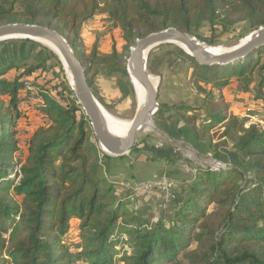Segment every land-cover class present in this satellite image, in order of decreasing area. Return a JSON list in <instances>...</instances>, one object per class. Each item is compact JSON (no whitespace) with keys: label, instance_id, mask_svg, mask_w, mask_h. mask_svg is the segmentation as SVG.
<instances>
[{"label":"trees","instance_id":"1","mask_svg":"<svg viewBox=\"0 0 264 264\" xmlns=\"http://www.w3.org/2000/svg\"><path fill=\"white\" fill-rule=\"evenodd\" d=\"M100 12L107 29L87 50L84 29ZM14 22L58 30L102 102L91 71L97 66L106 77L117 74L123 98L133 97L126 52L139 38L169 27L192 34L203 22L225 29L248 22L256 30L264 27V0H0V25ZM114 29L125 41L122 49L113 41L110 51L102 50L100 39ZM166 46L189 63L188 81L202 97L199 105L179 102L166 106L168 111L186 118L194 143L215 147V153L224 142L214 145L209 128L222 125V138L231 140L240 164L198 168L169 224L162 215L150 225H136L140 206L116 197L103 163L112 157L99 148L88 116L75 101L63 104L65 76L53 89L33 77L55 54L30 66L27 57L3 60L1 54L0 264H105L113 261L117 243L132 249L119 258L127 264H162L183 250L188 264H264V123L255 120H264V102L252 103L244 116L234 115L224 94L236 81L245 92L257 90L255 102L264 99V45L236 62L209 66L164 44L149 53L147 66L154 74L162 75L159 61L171 54ZM40 97L44 102L38 107L49 123L27 136L26 155L16 158L21 132L16 125L25 115L21 104ZM72 228L76 244L67 242Z\"/></svg>","mask_w":264,"mask_h":264},{"label":"rangeland","instance_id":"2","mask_svg":"<svg viewBox=\"0 0 264 264\" xmlns=\"http://www.w3.org/2000/svg\"><path fill=\"white\" fill-rule=\"evenodd\" d=\"M104 15V12H100V14L92 18L90 23H88V25L84 29V41L86 42V44H88L87 47H89L87 50H90L92 43L95 41L98 35H102L107 29L106 24L102 20V17H104ZM258 29L256 28V30ZM253 31H255V29L250 30V23L248 22L237 24L227 29L223 28L218 24L213 26L203 22L200 27H194V31H192V34L190 35L208 46H220L223 48V50H226L240 43L244 38H246V36L250 35ZM110 33L107 32V34H104L103 37L100 39L101 49L104 51H110L113 41H117L116 44L118 48L122 49V44L124 45L125 41L122 39V36H120V32L117 31V29H114V31L110 30ZM28 40L21 38L4 40L6 42L3 44V46H0V55L2 54L1 57L3 58V60L27 57V61L29 64L27 66L36 64L40 65L42 64L40 60L43 57H50V53L55 54L56 58L50 57L48 61L42 66L43 71H37L35 75H33V77H42L43 83L48 85L49 88L53 89L55 88L56 83L58 84L59 81H62V76H65L67 83L65 84L64 82V85H62L63 89L61 88V91L63 92L66 98L64 102L62 101L63 104H69L72 100L75 101L76 104L80 105L78 103L76 94L72 89L69 77L67 75L63 63L62 65H60L61 60L58 55L54 51H52L48 46L35 40H33L34 42H30ZM175 46L180 47L177 44H175ZM154 50H156V48L152 51ZM164 50L171 51V54L166 57L163 56L162 60L159 61L158 68L162 72V75L154 74L150 71L153 75L159 77L160 79L158 101L159 108L161 107V105L165 106V108L162 107L164 111H162L161 114H158V111L156 112L153 119L154 127L149 130L140 132L135 145V150L129 152L124 158L116 156L112 157L111 159H103V163L106 164L104 170L107 174V178L111 177H109V175H133L136 178L140 179L138 181L139 183H143L140 184L143 189L148 184H154L151 189H144L147 192L155 191L156 187L159 185L161 186L162 184L164 185L163 190L167 191V189L165 188L169 187L168 185L170 184L167 183V177L169 176L165 174V170L169 171L168 174H180L181 177L187 178L188 175L186 171H189L188 173H191L195 170L193 173L195 175L197 169L200 167H228L237 166L240 164L238 160V154L233 148V143L231 142V140L222 138L221 134L224 130V127H222V125H216L212 128H209V134L213 137L214 145L219 142H224L219 143V146L216 147L218 148V150L215 153V147L211 149L205 143H202V145L198 143L194 144L193 142L195 141L193 140L189 131V127L187 126L186 118H183L180 113H176L175 111H168V106L179 102L184 104L199 105L202 103V100H200L202 99V97H200L198 93L194 91L192 85L188 81V78L192 71V69H190L189 63H187L186 61L180 62L176 59V52H172L174 50V47L166 46L164 47ZM130 51L126 52V54H129V56ZM128 57H126V66ZM96 67L97 66H95L94 69L91 71V77L93 79L94 89L97 91L98 96L101 98L102 102H100L103 107L115 117L122 119L133 118L137 109V99L135 94L133 97L123 98L122 93L120 91L118 92V87L116 86V77H118V75L115 74L111 77H105L99 69H96ZM62 68L64 70H62ZM256 76L257 75L255 74V77ZM227 92L229 94V98L232 99L233 97L234 101L236 99L241 100L237 102H239V104H244L241 105L243 106L242 108H244L245 105V108H247L250 103L255 102L254 96L256 95L257 90L254 92H243L240 86H236L233 87L231 90H228ZM32 100V102L35 103H33V105H29L31 107L26 109V113L23 119L20 121L21 124L19 123L16 125V129L19 128L22 133V136H26V138L34 130L46 124L48 125L49 123L46 114L42 112L40 107H38V104H43V98H32ZM262 100L264 101V99ZM231 108L232 110L233 108L242 110L240 107H236L234 103L233 107ZM250 108H252V106H249L248 109ZM82 110L85 113L83 108ZM173 115H176L179 120L172 118ZM176 116L174 117L177 118ZM18 120L16 119V122ZM168 138H171V141L168 140ZM23 140H25V138ZM164 148L169 151V153L166 152L167 154H170L172 156H174L175 154L176 161H179L183 164L177 162L174 163L175 161L168 162V160L163 157L164 155H166V153L164 152ZM101 151L105 154H108L102 149ZM18 154V151H16L15 156H17ZM21 158H24L23 154H21ZM165 167H167V169ZM194 175H191V179L189 178L190 180H188L189 186L192 182V178L194 177ZM12 176H14V174ZM155 177L159 178L160 180L154 179ZM164 180L165 182H163ZM186 194L187 192L185 193L184 197H186ZM169 197L170 195L168 196L167 193H164V196H161V199L165 200L166 207H164V204L157 205L153 202L150 204L149 201L148 203H141L140 206L142 212L138 211L140 212L139 216H142L141 221L140 223L138 222L135 224L139 225L144 224V222H147V225H150V223L154 222V220L158 219L162 215L167 216L166 221L167 224H169L175 212V207L170 206L171 197ZM184 197H182L181 199H183ZM128 201L129 203H131L132 206L138 204V201L133 198V196H130V198L127 199V203ZM152 204L154 205L152 206ZM76 224L77 223H75V221L73 220L74 228L76 227ZM75 234L76 231L72 228L68 235L69 240L67 242L69 244H76V239L74 237ZM194 245L195 244H192V246ZM114 249H116L117 252H115L114 254L113 261L106 262L105 264H127L126 261H122L119 258H121L122 254L126 250L128 251L125 255H129L131 253L132 249L130 245L125 244L123 246V243H117L115 244ZM187 251L188 250L181 251L175 259L169 262L163 261L162 264H188L187 259L185 257ZM72 264L90 263L78 260Z\"/></svg>","mask_w":264,"mask_h":264},{"label":"water","instance_id":"3","mask_svg":"<svg viewBox=\"0 0 264 264\" xmlns=\"http://www.w3.org/2000/svg\"><path fill=\"white\" fill-rule=\"evenodd\" d=\"M19 38L35 40L42 44H44L43 41H50L59 48L72 75L74 82V85H71L72 89L76 94L78 103L90 120L100 148L109 155L124 156L134 149L142 128L147 124L149 117L155 115L159 109L160 79L155 84L153 82L154 75L147 66L149 53L153 49L167 43L179 46L183 44L185 48L180 47L193 56L201 65L228 64L245 58L254 49L264 45V27L253 31L246 41L219 53H212L208 45L174 27L139 38L136 44L131 47L127 61V71L134 86L137 101L139 102V99L133 78L141 84L146 94L142 103H138L131 126L123 136L113 133L107 126L103 112L104 107L91 89L84 66L77 58L67 39L58 30L41 24L23 22L0 25V41Z\"/></svg>","mask_w":264,"mask_h":264},{"label":"crops","instance_id":"4","mask_svg":"<svg viewBox=\"0 0 264 264\" xmlns=\"http://www.w3.org/2000/svg\"><path fill=\"white\" fill-rule=\"evenodd\" d=\"M85 37V36H84ZM86 44V42H85ZM86 46H88V44H86ZM106 77V76H105ZM117 84V83H116ZM117 86V85H116ZM236 86H239L238 83L236 81L233 82V84H231L229 87H227L225 90H224V94H225V97H226V100L227 102L229 103V111H230V114H234V115H240V116H244L246 114V110L249 108V106H252L253 104L250 103V105H248L247 108H242L243 106L241 105H244V104H239V102L237 101H241V100H238L236 99L235 101L233 100V97L232 99L229 98V94H228V90H231L233 87H236ZM118 87V86H117ZM119 88H118V92H119ZM243 91V90H242ZM244 92V91H243ZM252 98V97H251ZM200 99V98H199ZM34 100V99H33ZM32 98H30L29 100H26L24 101L21 105L22 109H23V112L26 113V109L30 108L31 106L29 105H33V103L35 102H32L33 101ZM202 100V99H200ZM257 102H253L254 105L257 104L258 107H261L262 103L264 101L258 99L256 100ZM233 103L234 105H236V107H240L242 110L240 109H234L232 110L231 107H233ZM39 105V104H38ZM174 116L176 115H173L172 118L176 119V120H179V118H175ZM19 127V126H18ZM38 128V127H37ZM35 131V130H34ZM33 131V132H34ZM32 133V132H31ZM30 135V134H29ZM18 137H19V150H18V155L16 156V158L18 157H21V154H23V156L26 155V152H27V147H26V136H22L21 132L19 133L18 132ZM22 138V140H21ZM25 138V140H23ZM168 140L171 141V138H168ZM169 141V142H170ZM175 141V140H174ZM194 143V142H193ZM196 143H199V142H196ZM195 144V143H194ZM193 144V145H194ZM164 152H168L169 151L164 148ZM142 151V150H141ZM111 157H116V156H111ZM163 157H165L166 160L169 161H175L174 163H181L179 161H176V156L174 154V156L170 155V154H167L164 155ZM175 159V160H174ZM200 160V159H199ZM183 164V163H181ZM167 169V167H165ZM170 170V168H169ZM195 171V170H194ZM194 171H192L191 173H187L188 177L185 178V177H181L180 174H168L169 171L165 170V174H167V180L170 185H168L169 187L165 188L167 189L166 190H163L164 189V185L162 184L161 186H157L156 187V190L155 191H152V192H147L145 191L142 187L139 188L140 184H143L142 182H138L140 179L139 178H136L135 176L133 175H128V174H120L118 176H113V175H109L110 178H108V180L114 184L115 186V195L117 198H120V200H122L123 202L127 203V199L130 198V196H133V198H135L137 201H138V204L134 205V206H140V204L142 203H148V201L150 202V204L153 202L157 205L159 204H164L165 205V200H162L161 199V196H164V193L168 194V196L170 195L171 197V202H170V206H173L176 208V204L178 203V201L184 197L185 193L187 192L188 190V187H189V183H188V180L191 179V177L194 175ZM111 174V173H110ZM107 175V174H106ZM192 175V176H191ZM191 176V177H190ZM190 178V179H189ZM154 179H159V178H154ZM153 179V180H154ZM160 180V179H159ZM165 182V180L163 181ZM172 194V196H171ZM169 197V198H170ZM166 199V198H165ZM160 202V203H159ZM129 203V201H128ZM127 203V204H128ZM154 204H152L153 206ZM128 206L130 207L131 206V203L128 204ZM166 207V205L164 206ZM140 212H142L141 210V206H140ZM75 223H78L77 220H74Z\"/></svg>","mask_w":264,"mask_h":264},{"label":"bare ground","instance_id":"5","mask_svg":"<svg viewBox=\"0 0 264 264\" xmlns=\"http://www.w3.org/2000/svg\"><path fill=\"white\" fill-rule=\"evenodd\" d=\"M248 38H249V35L246 36V38H244L241 42L246 41ZM43 43L45 45H47L52 51H54L58 55V57L60 58V60L62 61L63 65L66 69V72H67V75L69 77L71 85H74L69 67H68V65L65 61V58L63 57L61 51L59 50V48L50 41H43ZM180 46L185 48V46L183 44H180ZM208 47L212 53H219L221 51H225L220 46H208ZM133 82H134V85H135V88H136L137 94H138V99H139V102L137 101V107H138V105L140 103H142L146 93H145V89L141 86V84L136 79L133 78ZM153 82L155 84H157L159 82V77L154 75ZM103 112L105 115L107 126L109 127V129L113 133H115L117 135H122V136L127 133V131L129 130V128L131 126L132 118H123L122 119V118L115 117L114 115H111V113H109L105 108H103ZM154 116L155 115L153 114L149 117V119L147 120V124L142 128L141 131L149 130L152 127H154V122H153Z\"/></svg>","mask_w":264,"mask_h":264},{"label":"built area","instance_id":"6","mask_svg":"<svg viewBox=\"0 0 264 264\" xmlns=\"http://www.w3.org/2000/svg\"><path fill=\"white\" fill-rule=\"evenodd\" d=\"M255 120L264 123V120L261 119V118H256V117H255ZM153 185H154V184H148V185H146V186H145L146 190H147V189H151V188L153 187ZM141 187H142V186H141ZM145 188H144V189H145ZM149 192H150V191H149Z\"/></svg>","mask_w":264,"mask_h":264}]
</instances>
